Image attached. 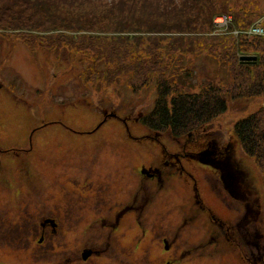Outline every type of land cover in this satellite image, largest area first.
<instances>
[{
  "label": "rangeland",
  "instance_id": "1",
  "mask_svg": "<svg viewBox=\"0 0 264 264\" xmlns=\"http://www.w3.org/2000/svg\"><path fill=\"white\" fill-rule=\"evenodd\" d=\"M104 1L106 6L97 4L95 13L84 17L95 31L113 23L107 17L111 0ZM212 5L218 11L227 9L233 17L240 13L244 20L264 19V0H213ZM60 10L82 23L78 8L63 6ZM199 11L205 9L191 12ZM218 27L213 20L212 29ZM16 33L0 29V225L7 227L14 214L17 221L13 226L16 235H10L11 229L0 231V264H66L63 259L70 253L78 251L81 256L89 245L102 255L69 264H258L259 260H244L235 244L229 251H221L219 242L218 250L210 247V235L215 242L221 238L212 218L230 225L239 223L243 230L249 226L252 234L249 223L254 213L234 214L226 207L219 185L211 184L214 171L192 158L205 148L201 139H191L181 147L169 136L150 137L130 110L137 97L126 86L115 85L104 92L99 84L94 89L79 54L70 61L69 53L56 55L27 46ZM253 50L241 53L257 56ZM199 63L207 65L204 60ZM201 76L196 74L197 87ZM118 104L122 108L113 110L111 106ZM263 104L253 102L244 113L227 112L215 122L216 130L226 133ZM103 106L107 107L102 110ZM113 111L116 113L111 114ZM177 159L184 172L163 179L162 164ZM71 175L77 176V186L67 184ZM162 184H168L167 189ZM64 185L72 199H80L78 193L95 195L93 208L86 205L74 212L75 217L81 214L82 222L77 232L67 234L65 252L48 245L33 249L25 230L33 225L29 213L36 204L42 215L50 210L58 213L55 204L62 203ZM198 195L207 208L199 212L186 207L185 212L196 216V221L182 224L186 201L195 202ZM45 202L49 205L43 206ZM7 212L10 214L5 216ZM210 226L216 230L211 232ZM236 239L241 241V237ZM58 243H63L61 238ZM255 246L263 251L264 242Z\"/></svg>",
  "mask_w": 264,
  "mask_h": 264
},
{
  "label": "trees",
  "instance_id": "2",
  "mask_svg": "<svg viewBox=\"0 0 264 264\" xmlns=\"http://www.w3.org/2000/svg\"><path fill=\"white\" fill-rule=\"evenodd\" d=\"M97 4L107 3L0 0V29L17 32L27 46L56 55L69 53L70 61L79 54L94 89L99 84L104 92L115 85L126 86L137 97L130 110L150 137L169 136L181 147L191 139H201L205 148L192 158L214 171L211 184L219 185L226 207L234 214L254 213L249 223L252 234L249 226L243 230L239 223L230 225L212 218L217 230L210 226V231L216 230L221 238L215 242L210 235V247L218 250L219 242L221 251H229L235 244L244 260L264 264V249L255 246L264 242V104L226 133L215 125L229 111L244 113L253 102L264 101V38L253 37L247 42L245 36H212L214 17L229 13L227 9L218 11L213 0H111L106 16L113 23L95 31L84 17L95 13ZM63 6L78 8L82 23L70 20V15L60 10ZM197 8L205 11L191 12ZM233 20L231 30L246 29L254 22L240 18V13ZM250 49L258 53L257 60L241 61L242 56H248L241 50ZM199 60L207 65L199 66ZM197 73L203 78L199 87L194 84ZM195 89L200 91L192 92ZM111 107L119 110L122 105ZM178 171L184 172L180 159L165 161L160 174L171 179ZM167 185L162 187L167 189ZM193 201L189 198L185 203L182 224L196 221V216L185 212L186 207L199 212L207 208L200 195Z\"/></svg>",
  "mask_w": 264,
  "mask_h": 264
},
{
  "label": "flooded vegetation",
  "instance_id": "3",
  "mask_svg": "<svg viewBox=\"0 0 264 264\" xmlns=\"http://www.w3.org/2000/svg\"><path fill=\"white\" fill-rule=\"evenodd\" d=\"M76 179H77V176L75 177L73 175L68 176L66 179L67 184H70L72 186H77L79 184V180L76 181ZM60 191H62V194H61L62 203L61 204L58 203L59 205L55 204L56 210L58 213L54 212L53 210H50L47 215H42L41 213L38 212L39 210L37 211L39 207L38 204H36L32 212L29 213L33 219L32 221L33 225H29L28 228H26L25 230L28 233L27 241L29 244H32L33 249L34 248L37 249L38 247L46 248L48 245L52 249L58 247L60 252L61 251L65 252V248L67 246L65 239H66L67 234L77 232V228L79 224L82 222V218L80 217L81 214H78V217H75L74 212L79 211V210L81 211L82 209H84L86 205L89 206L88 207L89 210L90 208H93V205L91 204V202H95V199H94L95 195H91V196L88 195L85 197L84 193L82 194L78 193L81 198L78 199L74 197V199H72L69 197L70 193L69 191H67V185H64V187H62ZM51 196H53V194ZM85 199H86V203L84 202ZM48 205L49 203H46V202L43 203V206H48ZM26 207L29 208L30 205H27ZM44 210L45 208L43 209V211ZM9 214L10 213L8 212L4 213L5 216ZM36 215L39 216L38 220L34 219V216ZM13 218L12 219L8 218L9 222L7 224V227L3 223H1L0 225L1 232L7 229H11L10 235L11 234L16 235V232H15L16 227H13L15 224H17L16 214H14ZM103 224H105V221ZM113 226L115 227L116 224H112V227ZM60 238L63 241L62 244L58 243V240ZM64 243L66 246H63ZM61 247H62V250H61ZM34 252L37 253L36 250H34ZM101 255H102V252L100 253L94 245H89L88 247L82 250L81 256H80V253L77 251L75 253H70V257L69 258L66 257L63 260H67L66 264H69L71 260H95L97 259L96 256H101ZM208 258H211V257H208Z\"/></svg>",
  "mask_w": 264,
  "mask_h": 264
},
{
  "label": "built area",
  "instance_id": "4",
  "mask_svg": "<svg viewBox=\"0 0 264 264\" xmlns=\"http://www.w3.org/2000/svg\"><path fill=\"white\" fill-rule=\"evenodd\" d=\"M215 23L219 26L216 30V34L226 33L229 29L231 23V18L228 16L218 17L215 20ZM235 36L244 35L247 37H264V28L260 24H254L249 27L247 30L243 31H234L232 32Z\"/></svg>",
  "mask_w": 264,
  "mask_h": 264
},
{
  "label": "water",
  "instance_id": "5",
  "mask_svg": "<svg viewBox=\"0 0 264 264\" xmlns=\"http://www.w3.org/2000/svg\"><path fill=\"white\" fill-rule=\"evenodd\" d=\"M240 59L243 62H254L257 60V57H255V56H243Z\"/></svg>",
  "mask_w": 264,
  "mask_h": 264
}]
</instances>
